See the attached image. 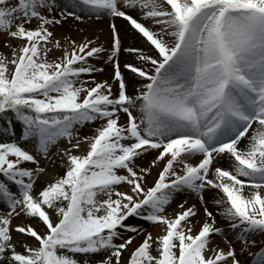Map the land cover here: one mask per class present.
Segmentation results:
<instances>
[{"label": "snow or ice", "instance_id": "obj_1", "mask_svg": "<svg viewBox=\"0 0 264 264\" xmlns=\"http://www.w3.org/2000/svg\"><path fill=\"white\" fill-rule=\"evenodd\" d=\"M0 264H264V0H0Z\"/></svg>", "mask_w": 264, "mask_h": 264}, {"label": "bare ground", "instance_id": "obj_2", "mask_svg": "<svg viewBox=\"0 0 264 264\" xmlns=\"http://www.w3.org/2000/svg\"><path fill=\"white\" fill-rule=\"evenodd\" d=\"M75 24H79V27L81 28H84L86 29V34L88 35H97L101 38V40L103 42H105V46H107V41L109 39V36L106 38L107 36V29H108V33L110 34V29H109V21L108 20H104V19H101V20H89V21H86L84 23H81V22H75ZM75 24H68L65 26L64 29H62V31H68V30H71L73 32V34L76 33L77 29L75 27ZM116 24L117 26L120 28L122 34L124 33L125 31V22H123L122 20H116ZM107 27V29H105ZM124 43L125 45H128V44H131L133 43V41L131 39H125L124 40ZM128 59V57L126 55H122L120 57V62H121V66L123 65V63L125 62V60ZM106 66L108 65H105V71L103 73H99L100 75H102L103 77L101 78H104L106 74ZM110 67V66H109ZM122 70L125 72V75L127 76V70H124L122 68ZM108 78V76H107ZM155 175V172L153 173ZM192 201H189V203H191Z\"/></svg>", "mask_w": 264, "mask_h": 264}, {"label": "rangeland", "instance_id": "obj_3", "mask_svg": "<svg viewBox=\"0 0 264 264\" xmlns=\"http://www.w3.org/2000/svg\"><path fill=\"white\" fill-rule=\"evenodd\" d=\"M93 20H95V19H93ZM105 29H107V27L105 28ZM109 36V33H108V29H107V36H106V38ZM112 72V68H111V66L109 67V65L108 66H106V74L107 75H105L104 76V78H101V77H103L102 75H100V74H96V78L98 79V80H100V79H108L109 78V76H110V73ZM107 76H108V78H107ZM17 130H19V125H17ZM84 131L86 132L87 131V129H84ZM154 175V174H153ZM172 207H176V205L175 204H173V206ZM145 227H147V225H145Z\"/></svg>", "mask_w": 264, "mask_h": 264}]
</instances>
